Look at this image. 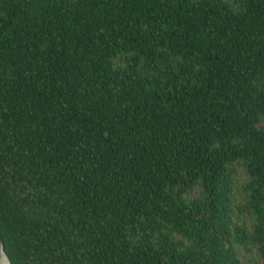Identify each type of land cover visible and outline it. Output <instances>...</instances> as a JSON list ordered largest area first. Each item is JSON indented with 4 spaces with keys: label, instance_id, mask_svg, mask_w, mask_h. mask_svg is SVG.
<instances>
[{
    "label": "trees",
    "instance_id": "1",
    "mask_svg": "<svg viewBox=\"0 0 264 264\" xmlns=\"http://www.w3.org/2000/svg\"><path fill=\"white\" fill-rule=\"evenodd\" d=\"M0 234L13 264L264 258V0H0Z\"/></svg>",
    "mask_w": 264,
    "mask_h": 264
},
{
    "label": "rangeland",
    "instance_id": "2",
    "mask_svg": "<svg viewBox=\"0 0 264 264\" xmlns=\"http://www.w3.org/2000/svg\"><path fill=\"white\" fill-rule=\"evenodd\" d=\"M248 181V174L243 169L241 172V176L239 177V185H243ZM196 197H200V192L197 191L195 193ZM235 202H244L243 194L241 189L238 187L236 190L235 196H234ZM236 222L242 223L246 222L249 225L250 233H253V219L249 217H241V215L237 214L236 216ZM237 251L239 253L240 260L242 264H264V258L261 257L259 254V251L257 249H254V254L247 253L242 247H237Z\"/></svg>",
    "mask_w": 264,
    "mask_h": 264
},
{
    "label": "water",
    "instance_id": "3",
    "mask_svg": "<svg viewBox=\"0 0 264 264\" xmlns=\"http://www.w3.org/2000/svg\"><path fill=\"white\" fill-rule=\"evenodd\" d=\"M0 264H13L8 253L6 252L5 243L0 234Z\"/></svg>",
    "mask_w": 264,
    "mask_h": 264
}]
</instances>
